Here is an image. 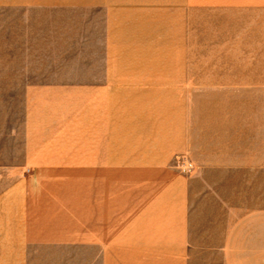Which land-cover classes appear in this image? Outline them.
Returning a JSON list of instances; mask_svg holds the SVG:
<instances>
[{
	"label": "rangeland",
	"instance_id": "1",
	"mask_svg": "<svg viewBox=\"0 0 264 264\" xmlns=\"http://www.w3.org/2000/svg\"><path fill=\"white\" fill-rule=\"evenodd\" d=\"M36 1L0 0V199H11V204H0V252L7 254L8 251H22L23 264H189L197 261L199 254L184 252L102 253L101 244L97 245V241L93 239H84L83 237L89 235L81 233L79 238H82L76 241L28 242L26 235L13 229L14 223L8 222L20 218V212L26 207L21 204V199L27 197L30 187L33 186L29 184L44 170L43 163L33 160L34 145L30 142L28 132L36 126L37 116L45 119L41 127L56 126L54 129L60 132L65 122L73 128L81 113H87V117L90 107L97 110L93 106L97 104V91L104 92V98L115 91L118 84L115 71L117 69L163 71L160 67L165 63L167 41L172 37H175L174 41L178 44L177 53L182 50L184 67L182 71L163 72L181 74L183 92L179 97L183 98V108L186 111L191 101L197 102L198 110L203 112L213 100L224 99L225 113L230 118L245 117L251 122L254 117H264V99L258 100L264 94V83L217 86L208 84L203 77L225 73L231 78L229 83L240 81L251 70L247 66H239L237 62L240 58H252L256 68L264 70V54L262 56L261 52L264 51V2ZM200 12L209 16L207 24L189 21L190 15L202 14ZM221 46L225 49H221ZM200 61L201 64L198 63ZM206 61H218V67L224 69L217 71L212 70L211 66L205 67L202 64ZM251 71L255 72L253 69ZM84 78L96 80L95 89L85 85V88L95 92H89L86 97L81 94L83 102H77L76 105L65 104L69 97L72 100L79 97L74 93L41 92L43 89H57L59 84H65L63 81L78 83V88L82 86ZM154 78L153 82L156 84L157 78ZM146 83L145 88H148V82ZM64 86L65 89L69 87H59ZM72 87L74 86L70 85L69 88ZM37 90L39 93H36ZM60 97L66 102H62ZM138 97L137 106H141L146 102V95L139 93ZM144 122L146 126L138 124L129 139L133 145L154 148L156 143L148 137V122ZM79 124L81 126V122ZM222 135L226 138L228 134ZM239 136L253 138V134ZM224 137L223 141L231 138ZM232 137L239 138L237 135ZM56 138L57 136L45 137L41 142H51L48 147L53 148L52 141ZM190 141L191 138L185 135L176 147L161 154L165 156L164 169L170 173L171 181L181 184L176 186V190L181 191L177 193L181 195L177 205L185 206L186 209L191 205L195 207L198 199L195 192L194 199L191 198L189 185L205 187L235 184L230 182L235 180L233 173L222 174V178L216 180L206 172L208 167L214 165L208 156L219 153L216 148L226 142H221L217 135L195 141L194 147L189 146ZM215 144L220 146L216 147ZM205 146L212 148L209 151ZM254 151L250 148L247 154ZM254 166L247 163L250 169ZM92 176L97 185L110 181V175ZM239 181L235 185L243 184L242 177ZM173 186H160L157 193L150 196V202L131 214L130 225L137 227L142 224L136 219H150L153 220L152 224L157 225V211L151 209L159 205L162 193L173 191ZM203 193L204 190L199 191V197ZM103 196V191L97 189L98 199ZM168 202L166 199L167 204ZM8 212L12 216H8ZM128 236L130 237L129 232L122 237L121 234H115L112 240L122 241ZM103 240L106 239L102 238ZM158 241L156 239V243ZM251 244L254 245V242ZM186 250H189L188 246ZM10 256L6 255L7 259ZM201 256L204 260L206 255Z\"/></svg>",
	"mask_w": 264,
	"mask_h": 264
},
{
	"label": "crops",
	"instance_id": "2",
	"mask_svg": "<svg viewBox=\"0 0 264 264\" xmlns=\"http://www.w3.org/2000/svg\"><path fill=\"white\" fill-rule=\"evenodd\" d=\"M261 52L263 56L264 51ZM237 63L255 72L249 70L240 81L232 83L225 73L203 77L208 84L217 86L264 83V70L257 69L252 58H240ZM115 71L118 79L115 91L106 98L104 92L97 91V106L93 105L97 110L90 107L87 117V113H81L73 128L65 122L60 132L54 129L56 126L41 127L45 119L37 116L36 126L28 134L34 145L33 160L43 163L44 170L29 184L33 186L27 197L21 199L26 207L20 218L8 221L14 223L13 229L24 233L28 242L76 241L82 238L80 233L89 235L83 238L96 240L103 247L102 253L184 252L199 254L198 260L189 264H264V184L189 185L191 198L194 199L195 192L198 199L195 207L186 209L177 205L181 199L177 193L181 191L176 186L181 184L171 181L170 173L164 169L165 156L161 155L176 147L185 135L192 140L190 147H194L195 141L217 135L226 144H215L220 146L216 148L219 153L208 156L214 164L206 169L209 175L221 179L222 174L253 170L264 174V117H254L251 122L245 117L230 118L225 113V100L216 98L203 112L194 101L186 111L183 98L179 97L183 92L181 74L146 69ZM153 77L157 78L156 84ZM70 82L63 81L65 84L59 86L74 87L58 86L41 92L79 96L75 100L69 97L67 102L60 97L66 105L83 102L81 94L86 97L95 92L91 90L96 87L95 79L84 78L78 88V83ZM139 93L146 95L141 106H137ZM262 95L258 100L264 99ZM144 121L148 122V137L156 143L154 148L133 145L129 139L138 124L146 126ZM222 133L231 138L227 140ZM245 133L253 134V138L239 136ZM233 135L239 138L233 139ZM49 136H57L52 149L48 147L51 142H41ZM205 148L210 151L212 146ZM250 148L255 151L247 154ZM247 163L255 166L250 169ZM98 174L110 175V181L97 185L92 175ZM162 185L174 186L172 192L162 193L159 205L151 209L157 211V225L150 219H136L142 224L130 225L131 214L150 202V196ZM97 189L103 191L102 198L98 199ZM201 190L205 193L199 197ZM2 203L11 204V199H0ZM127 232L130 237L112 240L115 234L122 237ZM6 255L11 256L7 259ZM201 255H206L204 260ZM9 263L23 264L22 251L0 252V264Z\"/></svg>",
	"mask_w": 264,
	"mask_h": 264
},
{
	"label": "bare ground",
	"instance_id": "3",
	"mask_svg": "<svg viewBox=\"0 0 264 264\" xmlns=\"http://www.w3.org/2000/svg\"><path fill=\"white\" fill-rule=\"evenodd\" d=\"M31 1H33V0H31ZM40 1L41 0H37L36 2H40ZM42 1L45 2V3H53V1H55V3H57L60 0H42ZM200 13H202V14H192V15H190L191 19L189 18V21L191 20L192 23L197 21V23L207 24L208 21H209V16L204 15L203 14L204 12H200ZM178 21L180 22L181 18L178 19ZM174 40H175V37H172V39L170 38V41H167V49H166L165 54H164L165 63L162 64V67L159 66L160 70H163V71L172 70V71H176V72L183 70L184 59H183L182 53H181L182 50H180L177 53L176 46L178 44H177V41H174ZM198 63L201 64V61L198 62ZM221 63H223V62L221 61ZM217 64H218V61L217 62H212V63L209 62V61L207 63V61H206V63H204L202 65H204L205 67L211 66L212 70L222 71L223 67L220 68V67H218ZM229 70H231V69H229ZM234 177H235L234 178L235 180H230V182L233 183V184L234 183L236 184V183L240 182L239 180L241 179V177L243 179L242 182H245L246 185H262V184H264V174L257 173V172L244 173V174H241V175L240 174H238V175L235 174Z\"/></svg>",
	"mask_w": 264,
	"mask_h": 264
}]
</instances>
